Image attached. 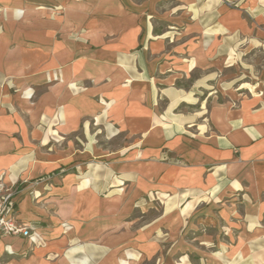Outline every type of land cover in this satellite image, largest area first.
Wrapping results in <instances>:
<instances>
[{"label": "crops", "instance_id": "0c3cea01", "mask_svg": "<svg viewBox=\"0 0 264 264\" xmlns=\"http://www.w3.org/2000/svg\"><path fill=\"white\" fill-rule=\"evenodd\" d=\"M252 50L264 0H0V177L37 238L0 264H264V76L208 89Z\"/></svg>", "mask_w": 264, "mask_h": 264}, {"label": "rangeland", "instance_id": "374dc122", "mask_svg": "<svg viewBox=\"0 0 264 264\" xmlns=\"http://www.w3.org/2000/svg\"><path fill=\"white\" fill-rule=\"evenodd\" d=\"M139 1V0H138ZM219 79L222 80L219 83L213 82L209 91H213V88L216 87H224V88H234L237 87L239 82L241 83H248L249 85L246 87H250L251 84L258 83L260 79L264 76V55L259 50H252L250 51L245 57H243L242 66H233L230 69H223L219 73ZM230 78H235L234 80L238 79L239 82L234 83H227L224 80H228ZM237 80V81H238ZM263 86H264V79H263ZM210 86V85H209ZM208 95L207 91L202 93L200 97V101L203 100ZM217 100H221V96L217 95ZM197 106H185V110L193 111L198 110ZM34 231V230H33ZM28 240V239H27ZM29 241V240H28ZM1 260V258H0Z\"/></svg>", "mask_w": 264, "mask_h": 264}, {"label": "built area", "instance_id": "2783aa9c", "mask_svg": "<svg viewBox=\"0 0 264 264\" xmlns=\"http://www.w3.org/2000/svg\"><path fill=\"white\" fill-rule=\"evenodd\" d=\"M10 236L24 237L33 245L37 239L31 227L16 219L13 192L0 177V239Z\"/></svg>", "mask_w": 264, "mask_h": 264}]
</instances>
